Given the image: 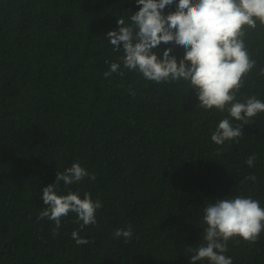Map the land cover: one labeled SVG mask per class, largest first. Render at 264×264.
<instances>
[{"label":"trees","instance_id":"1","mask_svg":"<svg viewBox=\"0 0 264 264\" xmlns=\"http://www.w3.org/2000/svg\"><path fill=\"white\" fill-rule=\"evenodd\" d=\"M141 7L136 0H0V264H193L191 250L206 245L205 206L243 196L264 208V112L239 142L217 145L211 136L222 119L241 122L197 107V90L182 79L157 83L123 68V42L114 51L107 33L119 31V18L130 24ZM246 31L256 64L237 100L264 102V25ZM167 48L178 62L186 51L172 41L154 52ZM113 62L124 75L106 78ZM74 162L96 178L61 182L58 194L88 193L102 207L96 224L81 229L69 212L53 234L55 222L38 219L47 207L42 190ZM250 175L256 180H245ZM129 225V242L113 236ZM73 231L89 243L77 245ZM226 256L264 264V230L254 243L230 239Z\"/></svg>","mask_w":264,"mask_h":264},{"label":"clouds","instance_id":"2","mask_svg":"<svg viewBox=\"0 0 264 264\" xmlns=\"http://www.w3.org/2000/svg\"><path fill=\"white\" fill-rule=\"evenodd\" d=\"M175 0H136L142 5L130 17L131 23L125 25L123 18L118 19L119 31L107 33L114 51H120L123 42V55L120 57L123 68L138 71L146 80L159 82L180 81L189 83L197 90L200 103L197 107L210 110L215 107L240 124L233 126L225 117L213 131L211 139L217 145L226 141L239 142L244 135L245 125L251 118L264 112V102L255 96L246 102L237 100V93L245 83V77L255 67L245 44L247 29H256L257 22L264 25V0H178L176 11L164 15L162 10L173 5ZM183 46L186 51L179 62L172 55V48L158 55L154 49L164 42ZM107 62V61H106ZM113 73L124 75L120 62L110 64L104 76ZM264 76V68L260 69ZM133 96L135 92L129 88ZM255 155L245 161L249 167L254 165ZM88 177L95 180L96 174L89 173L80 163L74 162L63 172H58L54 183L42 190V201L47 207L38 219L47 217L55 222L53 234L61 226V218L69 212L77 214L82 221L81 229L97 223L96 211L102 207L99 199L93 200L85 193L84 198L75 192L58 194L61 182L72 185ZM255 181V175L245 177ZM203 220L208 225L203 239L206 245L193 249L191 261L207 258L210 264H233L228 251V241L242 237L245 241L256 242L264 230V208L252 197L237 196L234 199H217L204 207ZM113 236L124 238L127 243L133 237V228H117ZM77 245L87 244L89 240L72 233Z\"/></svg>","mask_w":264,"mask_h":264}]
</instances>
